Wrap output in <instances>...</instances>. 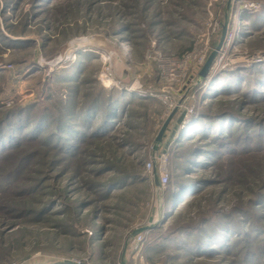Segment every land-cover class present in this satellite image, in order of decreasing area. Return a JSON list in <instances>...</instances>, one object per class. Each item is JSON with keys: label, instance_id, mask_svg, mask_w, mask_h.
<instances>
[{"label": "trees", "instance_id": "1", "mask_svg": "<svg viewBox=\"0 0 264 264\" xmlns=\"http://www.w3.org/2000/svg\"><path fill=\"white\" fill-rule=\"evenodd\" d=\"M16 1L3 0L1 14L14 12ZM37 1L31 0V3L41 7L42 2L49 0ZM224 12L228 24L229 10ZM246 15L242 18L249 20ZM33 19L35 15L26 16L23 23H19L20 34L24 35ZM5 30L15 39L0 32V53L8 50L15 53L36 46L32 39L15 36L10 31L14 30L13 26ZM132 31L128 25L119 26L114 34H131ZM40 46H44L43 43ZM34 57L12 60V64L18 68L30 64L33 73L38 66ZM90 57L85 55L87 60L92 59ZM86 70L79 58L67 68L53 72L42 84L32 86L30 92L35 97L31 101L13 99L7 107L0 98V215L41 223L57 214L65 220L59 229L69 232L71 221L77 224L83 212L89 210L86 217L90 215L94 225L108 212L105 203L115 197L116 192L134 182L150 181L144 171L145 160L138 162V171L132 168L134 170L127 172L118 165L114 151L136 147L128 130L142 131L144 137L150 135L143 125L151 120L154 106L159 105V114L163 110L154 97L158 92L138 98L125 91L106 90L96 80L86 77ZM23 72L19 70L18 77L23 76ZM6 73V67H0V79H6ZM199 91L197 89L195 97ZM201 99L197 115L174 139L171 178L162 193L166 216L171 223L155 243L146 247V259L150 261L167 252L166 261L170 264L179 260L185 264H264V225L261 222L264 188L243 203L235 202L228 211L220 207L230 186L238 181L245 184L249 180L246 173L251 172L248 175L252 178L257 175V170L249 166L236 175L229 163L264 156V118L240 111L247 105H264V67L219 73ZM144 108L148 110L136 114L138 109ZM166 130L160 143L166 137ZM119 133L123 134L122 138ZM92 147L94 154L90 153ZM105 149L111 155L107 159ZM155 149L159 153V146ZM44 158L43 162L38 161ZM95 158H102L101 163H94ZM39 163L45 171H35L36 177H28L26 174ZM199 173L200 176L195 177ZM106 177V181L100 182ZM49 181L63 182V185H45L50 188L46 191L44 184ZM151 185L156 187L154 182ZM70 186L78 198L76 205L70 204ZM36 194L47 198L38 199L35 204ZM26 202L29 206H25ZM194 208L196 211L192 212ZM103 221L108 222L105 218ZM103 230L101 226L95 231L96 241Z\"/></svg>", "mask_w": 264, "mask_h": 264}, {"label": "rangeland", "instance_id": "2", "mask_svg": "<svg viewBox=\"0 0 264 264\" xmlns=\"http://www.w3.org/2000/svg\"><path fill=\"white\" fill-rule=\"evenodd\" d=\"M2 2L3 0H0V32L15 39L5 30V27L11 25L14 30L10 31H13L15 36L21 35V39L29 38L36 43L35 47L28 50H19L15 53L8 50L0 53V67H6L5 78H8L0 79V98L7 107L13 99H20L23 102L34 99V93L30 92L32 86L42 84L53 72L67 68L79 58L85 63L86 77L96 80L100 85L104 86L100 80L101 73L108 71L111 79L120 87L111 90L123 91L121 90L123 87L136 85L140 91L133 95L146 98L156 91L160 94L170 89L177 97L184 98L180 99L184 100L182 102L184 104L196 101L198 110L202 103L201 96L214 83L219 73L252 66L264 67V0H49L42 2L41 7L35 4L37 0L34 4L31 0H17L15 9L13 6L15 11L9 10L4 15L1 14ZM250 6L257 8L253 9ZM225 9L229 10L226 31H231L234 40L228 49L224 47L227 54L223 58V63L233 62L236 67H227L213 77L210 74H206L208 77L206 75L201 77L206 61L222 43V30L226 23ZM40 11L43 13L39 14ZM243 14H248L246 17L250 19H243ZM32 15H35V19L24 31V35L20 34L22 33L20 24L26 16ZM261 17L262 21H259ZM8 18L9 21H6ZM126 25L133 30L131 34L129 32L117 36L114 34L119 26ZM42 43L44 46H40ZM76 44L80 46L73 48ZM202 51L206 52L205 61L198 67L186 66L187 75L183 82H178L179 84L164 82L163 74L169 73L173 62L181 61L187 54L198 55ZM33 55L38 63L36 72L31 73L28 63L19 68L12 64V60H21ZM80 55L81 57H78ZM85 55H91L92 59L87 60ZM102 56L109 57V61L104 64L101 61ZM258 59L259 62H255ZM21 69L24 70L23 76L18 77L17 72ZM198 80L201 84L195 87ZM197 89L200 91L195 97ZM237 105L235 103L233 107L236 108ZM158 107L159 105L152 108L154 112H150L151 120L142 124L144 131H150V135L144 137L142 131L128 130L136 147L114 151L118 165L127 172L134 170L132 168L138 171L137 164L140 160L146 162L150 156L158 154L155 149L157 146L158 152L171 156L168 162L169 171L172 168L174 139L188 122L183 125L182 116L178 113L170 121L164 141L157 145L156 136L169 117L164 116L163 105L161 114L158 113L160 111ZM216 107L217 105L214 109ZM144 109H138L136 114L141 115L143 111L148 110ZM240 111L264 118L263 104L247 105L245 108L241 107ZM133 125L137 126V122ZM119 136L122 138L123 134ZM91 149L90 153H93V147ZM105 150V153H108L105 156L107 159L111 155L108 149ZM43 160L45 158L38 161ZM101 160L102 158H95L94 163H101ZM229 165L230 168H234L236 175L241 174L248 166L255 168L257 175L252 178L248 175L251 172L246 173L245 176H249V180L245 184L238 181L237 184L230 186L227 195L222 199L223 204L220 205L225 211H228L235 202L243 203L242 201L264 188V156L234 160ZM140 170L143 174V169ZM35 171L44 172L45 168L40 163L35 164L26 175L36 177ZM199 176L200 173L195 177ZM237 178L235 177L236 180ZM103 180L106 181L107 177L100 182ZM151 184L152 182L148 181L127 185L122 191L116 192L115 197L106 201L108 212L103 213L99 221L92 225L90 215L89 218L86 217L88 210L83 212L84 215H80L77 224L71 221L69 232L67 229V232L59 229V225L65 220L57 214L41 223L0 215V264H121L124 250V264H135L128 249L132 234L148 227L150 234L145 243L147 247L155 243L171 223L166 216L163 196L158 195ZM45 185L62 187L63 182L59 184L57 181H49L44 184L46 191H50ZM68 192L72 201L70 204L76 205L78 198L76 193H73V187L70 186ZM33 198L36 199L34 200L36 204L38 199L44 200L47 197L36 194ZM28 204L26 202L25 206H29ZM195 211L194 208L192 212ZM104 218L108 222L105 223ZM261 222L264 225V216ZM101 226L104 230L96 241L98 236L96 235L95 240V231ZM166 253L152 257L149 261L144 250L145 263L170 264L166 261L168 257ZM174 264L185 263L179 260Z\"/></svg>", "mask_w": 264, "mask_h": 264}, {"label": "built area", "instance_id": "3", "mask_svg": "<svg viewBox=\"0 0 264 264\" xmlns=\"http://www.w3.org/2000/svg\"><path fill=\"white\" fill-rule=\"evenodd\" d=\"M253 9H256L257 7L255 6H250ZM215 30L212 31L214 33ZM234 38L231 33V31H226L225 37L222 40L221 46L218 50H216V58L214 60V64L210 66L208 70L207 75H211L213 77L215 74L220 72L221 70H224L227 67L230 68H235L236 66L233 65V62L230 64H224L223 63V58L225 54H227V50L233 42ZM226 49H225V48ZM74 58V57H73ZM181 61H176L173 62L174 65L171 70H169L168 74H163V80L164 82L168 83H176L179 84L178 82H183L184 78L187 75V68H185L188 65L198 67L203 64L206 58V52L199 53L198 55L191 53L187 54ZM219 58V59H218ZM260 59H258L255 62H259ZM104 64L109 61V57H103L101 60ZM108 70V69H106ZM181 72V74H180ZM180 74V75H179ZM206 75V76H207ZM101 79L102 83L104 84L101 85L104 89L106 90H111L112 88L119 89L120 87L117 86V83L114 82V80L111 79L110 73L107 72H102L101 73ZM208 77V76H207ZM201 84V81H196L195 87L199 86ZM121 90L127 92V93H138L140 91L139 88L134 86L130 87H123ZM154 97L164 106L165 108V117H168L174 110L179 113V115L182 116L183 120V125L189 122V120L195 116L198 112L197 108V103H192V104H184L182 103L183 101H180L183 97H177L176 93H172L171 90L169 89L166 92H161L160 94L154 95ZM184 99V98H183ZM199 106V103H198ZM171 156L168 155V153H163L159 152L158 154H155L153 156H150L149 159L145 162L144 164V169L145 172L148 174L150 181L153 183L154 181V174L157 175L158 179V185L154 187V190L158 193V195H162V193L165 191L166 187L168 186L170 182V172L168 169V162L170 161ZM150 234V230H146L134 238L130 239L129 244H128V249L131 252V257L134 260L135 264H147L145 263L144 260V250L146 248V239Z\"/></svg>", "mask_w": 264, "mask_h": 264}, {"label": "water", "instance_id": "4", "mask_svg": "<svg viewBox=\"0 0 264 264\" xmlns=\"http://www.w3.org/2000/svg\"><path fill=\"white\" fill-rule=\"evenodd\" d=\"M225 32H226V23H225L224 26H223L221 42H222V40H223V37H224ZM220 46H221V43L219 44L217 50L220 48ZM215 56H216V52H213V53L210 55V57L208 58V60L206 61L205 65H204V67H203V69H202V72H201V74H200L201 77H204V76L207 74V72H208V70H209V68H210V66H211V64H212V62H213ZM175 113H176V110H174V111L169 115V117L167 118V120H166V121L164 122V124L162 125V127H161V129H160V132H159V134H158V136H157V138H156V141H155V143H156L157 145L160 144V142H161V138H162V136H163V133H164L165 130L167 129V127H168L170 121L172 120V118L174 117ZM154 183H155V185H158V179H157L156 174H154ZM148 229H149L148 227H145V228H142V229H139V230L135 231V232L132 234L131 238H134V237L137 236L138 234H140V233H142V232H144V231H146V230H148ZM125 247H126V246H125ZM126 248H127V247H126ZM126 248H125V249H126ZM124 257H125V250H124L123 255H122V261L124 260ZM66 264H72V263H66ZM122 264H124V262H122Z\"/></svg>", "mask_w": 264, "mask_h": 264}, {"label": "bare ground", "instance_id": "5", "mask_svg": "<svg viewBox=\"0 0 264 264\" xmlns=\"http://www.w3.org/2000/svg\"><path fill=\"white\" fill-rule=\"evenodd\" d=\"M79 46H80L79 44H78V45L76 44V45L73 46V48H77V47H79ZM225 57H226V54H225L224 58H225ZM207 74H208V72H207Z\"/></svg>", "mask_w": 264, "mask_h": 264}]
</instances>
